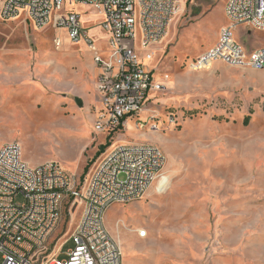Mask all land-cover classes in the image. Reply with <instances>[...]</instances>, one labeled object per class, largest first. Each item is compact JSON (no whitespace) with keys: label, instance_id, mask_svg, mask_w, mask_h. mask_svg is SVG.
<instances>
[{"label":"rangeland","instance_id":"1","mask_svg":"<svg viewBox=\"0 0 264 264\" xmlns=\"http://www.w3.org/2000/svg\"><path fill=\"white\" fill-rule=\"evenodd\" d=\"M226 3L181 0L183 9L167 35L143 51L154 53L153 60L140 56L156 76L183 73L184 89L195 86L206 93L159 92L140 114L141 121L155 117L158 131L150 124L139 131L134 119L112 136L96 131L102 103L97 89L88 86L87 101V86L75 79L81 71L88 79L95 53L74 45L63 30L35 29L26 16L0 19V84L10 78L17 91L3 96L0 88V151L19 143L31 169L56 163L78 187L86 185L105 154L125 145L122 139L156 146L166 157L154 196L107 212L105 226L120 239L123 264H264V70L231 68L221 61L207 71L187 67L215 46L229 24ZM73 10L101 58L110 57L102 16L90 7ZM234 34L248 50L264 48V32L242 26ZM96 70L97 80L102 71ZM212 72L213 78L198 77ZM66 208L47 245L48 256L80 221V209L72 218ZM73 248L69 240L60 260Z\"/></svg>","mask_w":264,"mask_h":264},{"label":"built area","instance_id":"2","mask_svg":"<svg viewBox=\"0 0 264 264\" xmlns=\"http://www.w3.org/2000/svg\"><path fill=\"white\" fill-rule=\"evenodd\" d=\"M180 5L181 0H0V19L26 16L35 29L63 30L74 45L84 44L95 53L94 63L102 71L96 83L102 102L96 131L112 136L124 132L134 119L139 131L148 124L151 131H158L155 117L141 121L140 114L153 102L152 95L165 87L140 56L153 60L154 53L143 51L167 35ZM76 6L90 7L102 16L100 26L109 37L110 57L101 58L81 15L73 10ZM225 14L229 24L222 28L218 42L191 61L188 70L207 71L218 61L231 68L264 70V48L249 52L234 34L242 26L264 32V0H227ZM55 45L60 49L62 41L57 39ZM166 164L156 146L120 145L105 154L86 185L78 187L58 164L33 170L24 163L19 143L4 146L0 151V264H123L122 250L106 229V214L113 205L143 200ZM67 205L72 218L81 210L80 221L70 238L48 256L47 245ZM146 233L138 232L142 238ZM69 240L74 248L60 260Z\"/></svg>","mask_w":264,"mask_h":264},{"label":"crops","instance_id":"3","mask_svg":"<svg viewBox=\"0 0 264 264\" xmlns=\"http://www.w3.org/2000/svg\"><path fill=\"white\" fill-rule=\"evenodd\" d=\"M247 49V48H246ZM260 49V48H259ZM248 50V49H247ZM254 50H257V49H253V50H248L249 52H252V51H254ZM81 68H83V66L81 67ZM96 66L94 67L93 66V68H91L92 70V73L90 72L89 73V75H88V79H85V77H84V73H83V71H81L80 72V74L79 75H77V76H75V79L78 81V82H81V84H83V86H87V87H85L84 88V92H83V94H84V97H85V99L87 100V101H89V98H90V91L88 90V86L89 85H94V87H95V89H96V83H97V80H96V75H97V73H98V71L96 70ZM8 69V68H7ZM98 69V68H97ZM154 71V70H153ZM19 73V72H18ZM10 74L11 73H8V75L7 76H10ZM153 74H154V72H153ZM183 73H180V72H178L177 74H172V73H170V72H168V73H166L165 75H168L169 76V79L168 80H166L165 79V76H164V78H162V77H159V76H156L155 74H154V77H155V80L158 82V83H161V84H164V87H165V89H164V91H171V93L172 92H177V95H179V93H185V94H193V93H199L198 95H200V96H202V94L203 93H206V91L205 92H199V89L197 90V91H195V86H193L192 88H189V87H187V88H183V86L185 85L184 84V80H183V75H182ZM187 74L188 75H196L197 76V73H192V72H187ZM13 75H16V73H14ZM199 75V74H198ZM16 76H18V74L16 75ZM198 77H204V78H207V77H210V78H213L214 77V73L212 72V73H205V74H201V75H199ZM88 80V81H87ZM196 86H198V85H196ZM0 88H2V94H3V96H6V95H9V94H11L10 92H13V93H16L17 91H16V86H13L12 85V83H11V79L10 78H7V80H4V82H2L1 84H0ZM194 91V92H193ZM211 91V89L208 91V92H210ZM153 96V101L156 99V97L158 96V93L157 94H154V95H152ZM170 102H172V103H174L173 101H170ZM147 112V111H146ZM144 113V112H143ZM131 122V121H130ZM130 122H128V124L130 123ZM122 144H130V143H128V141H126V140H121L120 141ZM121 143H117V145L118 144H121ZM154 193H155V191H154V189H150L149 190V192H148V194H147V196L148 197H152V196H154ZM107 215V214H106ZM105 219H106V217H105ZM107 231L109 232V234L111 235V237L118 243L119 242V238H118V235H116L115 234V232L114 231H112V230H108L107 229ZM119 244V243H118ZM122 250V249H121Z\"/></svg>","mask_w":264,"mask_h":264},{"label":"bare ground","instance_id":"4","mask_svg":"<svg viewBox=\"0 0 264 264\" xmlns=\"http://www.w3.org/2000/svg\"><path fill=\"white\" fill-rule=\"evenodd\" d=\"M182 9H183V8L181 7L180 10H179V12H178V14L182 11ZM177 16H178V15H177ZM146 111H147V110H146ZM146 111H144V113H145ZM166 165H167V164H166ZM165 167H166V166H165ZM164 170H165V168H164ZM164 170L162 171V173H161V175L159 176V178L157 179V181L162 177V174H163ZM157 181H156V182H157ZM156 182L154 183V185L156 184ZM154 185H153V186H154ZM139 232H141V231H139ZM144 235H145V234H144ZM140 237H141V236H140ZM145 237H147V236L145 235Z\"/></svg>","mask_w":264,"mask_h":264},{"label":"trees","instance_id":"5","mask_svg":"<svg viewBox=\"0 0 264 264\" xmlns=\"http://www.w3.org/2000/svg\"><path fill=\"white\" fill-rule=\"evenodd\" d=\"M246 121H248V119Z\"/></svg>","mask_w":264,"mask_h":264}]
</instances>
